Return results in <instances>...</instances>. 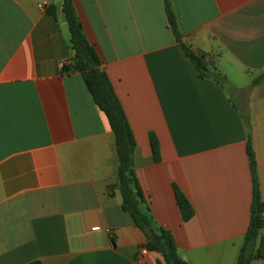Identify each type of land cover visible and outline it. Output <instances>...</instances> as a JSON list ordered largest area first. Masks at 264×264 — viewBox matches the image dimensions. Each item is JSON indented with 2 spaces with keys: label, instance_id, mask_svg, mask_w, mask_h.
Instances as JSON below:
<instances>
[{
  "label": "crops",
  "instance_id": "obj_1",
  "mask_svg": "<svg viewBox=\"0 0 264 264\" xmlns=\"http://www.w3.org/2000/svg\"><path fill=\"white\" fill-rule=\"evenodd\" d=\"M170 2L182 44L238 101L199 77L164 0H72L132 130L154 222L187 264H238L254 198L249 141L264 203V80L252 86L264 73V0ZM73 56L63 0H0V264H166L140 254L147 239L123 210L115 133Z\"/></svg>",
  "mask_w": 264,
  "mask_h": 264
},
{
  "label": "trees",
  "instance_id": "obj_2",
  "mask_svg": "<svg viewBox=\"0 0 264 264\" xmlns=\"http://www.w3.org/2000/svg\"><path fill=\"white\" fill-rule=\"evenodd\" d=\"M168 25L177 42L182 44L177 18L173 12L170 0H164ZM63 12L71 34V45L74 51L71 68L81 73L87 90L93 97L96 105L105 113L113 132L115 133L119 154L118 188L123 198V210L128 213L135 225L145 234V247L150 252L159 253L166 264H187L179 255L177 244L170 231L157 226L151 215L147 202L134 167L135 139L127 121L123 108L114 92V89L102 68L101 59L97 50L91 45L84 33L83 25L79 21L72 0H63ZM54 15L52 11H49ZM184 54L197 68L199 77L213 78L217 83L226 87L227 81L212 65L206 62L204 54L194 52L190 47L182 44ZM70 67L65 66L68 72ZM264 80V73L253 80L252 86H258ZM248 123V118H247ZM249 125V124H248ZM151 146L155 161L160 160L159 144L154 135H151ZM248 155L254 183V198L251 209V220L244 245L241 249L238 264H252L253 261L264 259V203L259 194L255 172V158L248 143ZM174 191L184 222H189L194 216V210L185 195L174 186ZM39 264V263H36Z\"/></svg>",
  "mask_w": 264,
  "mask_h": 264
},
{
  "label": "rangeland",
  "instance_id": "obj_3",
  "mask_svg": "<svg viewBox=\"0 0 264 264\" xmlns=\"http://www.w3.org/2000/svg\"><path fill=\"white\" fill-rule=\"evenodd\" d=\"M258 78V77H257ZM256 79V78H255ZM228 84V83H227ZM225 89H227L229 95L236 101L237 100V93L235 92V90L233 89V87L228 84ZM238 101V100H237Z\"/></svg>",
  "mask_w": 264,
  "mask_h": 264
},
{
  "label": "built area",
  "instance_id": "obj_4",
  "mask_svg": "<svg viewBox=\"0 0 264 264\" xmlns=\"http://www.w3.org/2000/svg\"><path fill=\"white\" fill-rule=\"evenodd\" d=\"M141 256H146L148 254V250L146 248H142L140 251Z\"/></svg>",
  "mask_w": 264,
  "mask_h": 264
}]
</instances>
